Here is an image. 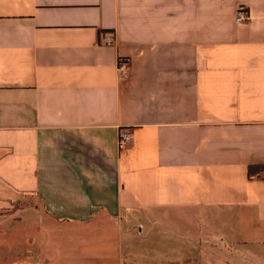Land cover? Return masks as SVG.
I'll use <instances>...</instances> for the list:
<instances>
[{"label":"crops","instance_id":"1","mask_svg":"<svg viewBox=\"0 0 264 264\" xmlns=\"http://www.w3.org/2000/svg\"><path fill=\"white\" fill-rule=\"evenodd\" d=\"M262 165L264 0H0V264H264Z\"/></svg>","mask_w":264,"mask_h":264},{"label":"built area","instance_id":"2","mask_svg":"<svg viewBox=\"0 0 264 264\" xmlns=\"http://www.w3.org/2000/svg\"><path fill=\"white\" fill-rule=\"evenodd\" d=\"M249 21L248 11L244 7H239L236 12L235 22L237 24H245ZM114 42L113 36L111 35L108 39L105 40L104 44L110 45ZM128 60L124 58H119L117 62V74L119 77H126L128 74ZM131 141V134L129 131L124 129H119L118 132V145L119 147L126 146Z\"/></svg>","mask_w":264,"mask_h":264},{"label":"trees","instance_id":"3","mask_svg":"<svg viewBox=\"0 0 264 264\" xmlns=\"http://www.w3.org/2000/svg\"><path fill=\"white\" fill-rule=\"evenodd\" d=\"M264 171V165L262 166H250L247 171L249 177L254 176L257 173Z\"/></svg>","mask_w":264,"mask_h":264}]
</instances>
